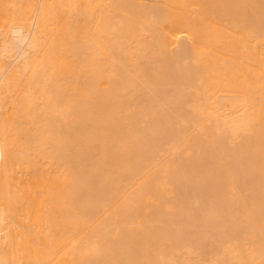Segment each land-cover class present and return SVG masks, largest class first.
<instances>
[{
	"label": "bare ground",
	"instance_id": "1",
	"mask_svg": "<svg viewBox=\"0 0 264 264\" xmlns=\"http://www.w3.org/2000/svg\"><path fill=\"white\" fill-rule=\"evenodd\" d=\"M155 1L0 0V264H264V0Z\"/></svg>",
	"mask_w": 264,
	"mask_h": 264
},
{
	"label": "rangeland",
	"instance_id": "2",
	"mask_svg": "<svg viewBox=\"0 0 264 264\" xmlns=\"http://www.w3.org/2000/svg\"><path fill=\"white\" fill-rule=\"evenodd\" d=\"M145 1H146L147 3H149V4L154 5V6H155L154 8H156L157 5H158V3H157L155 0H145ZM153 10H154V9H153ZM153 13H154V12H153ZM187 61H188L187 63H189V60H188V59H187ZM184 62H185L184 60L179 61V62L176 63V66L180 68V67H182V66L186 63V62H185V63H184ZM186 65H187V64H186ZM180 70H181V69H180ZM159 87H161V86H159ZM161 88H162V87H161ZM161 88H160L161 91L164 90L163 88H162V89H161ZM165 88L167 89V88H170V87H168V86L166 87V86H165ZM185 108H186V109H185ZM182 110H184V111H182V112H186V113H188V111H187V110H188L187 107H183ZM184 114H185V113H184ZM175 121H177L176 118H175ZM176 123H177V122H175V124H176ZM175 124H173V125H175ZM177 124H179V123H177ZM173 125H172V128H173V129L175 128L174 130H176V129L179 127L178 125H175L176 127H175V126L173 127ZM177 126H178V127H177ZM174 130H173V131H174ZM182 155H183V154H181V155L178 154V156H179V157L177 156V158H178L177 160H178V161L180 160V158L183 159V156H182ZM180 156H181V157H180ZM184 156H185V155H184ZM186 159H187V158H186ZM186 159L184 158L183 161L186 160ZM203 197H205L204 199H205V201H206V197H208V195L205 194V195L202 196V198H203ZM207 199H208V198H207ZM205 201H204V202H205ZM206 202H207V201H206ZM192 204H194V202H193ZM208 241H209V240H208ZM213 245H214V244H213Z\"/></svg>",
	"mask_w": 264,
	"mask_h": 264
}]
</instances>
